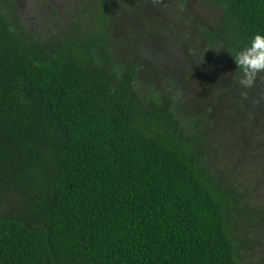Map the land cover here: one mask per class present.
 <instances>
[{
	"label": "trees",
	"instance_id": "1",
	"mask_svg": "<svg viewBox=\"0 0 264 264\" xmlns=\"http://www.w3.org/2000/svg\"><path fill=\"white\" fill-rule=\"evenodd\" d=\"M202 2L233 50L264 30V0ZM101 52H50L0 0V264H238L198 154Z\"/></svg>",
	"mask_w": 264,
	"mask_h": 264
},
{
	"label": "rangeland",
	"instance_id": "2",
	"mask_svg": "<svg viewBox=\"0 0 264 264\" xmlns=\"http://www.w3.org/2000/svg\"><path fill=\"white\" fill-rule=\"evenodd\" d=\"M21 23L50 52L133 77L142 112L166 108L223 200L238 264H264V72L242 87L219 13L202 0H16ZM11 210L0 204V212Z\"/></svg>",
	"mask_w": 264,
	"mask_h": 264
},
{
	"label": "clouds",
	"instance_id": "3",
	"mask_svg": "<svg viewBox=\"0 0 264 264\" xmlns=\"http://www.w3.org/2000/svg\"><path fill=\"white\" fill-rule=\"evenodd\" d=\"M239 73V84L251 87L258 73L264 72V30H259L250 41L233 53Z\"/></svg>",
	"mask_w": 264,
	"mask_h": 264
}]
</instances>
